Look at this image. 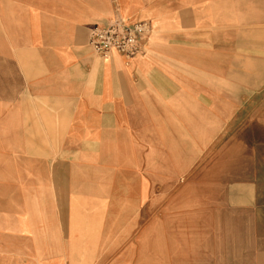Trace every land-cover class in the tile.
Returning a JSON list of instances; mask_svg holds the SVG:
<instances>
[{"label": "crops", "instance_id": "1", "mask_svg": "<svg viewBox=\"0 0 264 264\" xmlns=\"http://www.w3.org/2000/svg\"><path fill=\"white\" fill-rule=\"evenodd\" d=\"M114 16L141 54L89 47ZM263 89L264 0H0V264H264L257 175L184 184L264 148Z\"/></svg>", "mask_w": 264, "mask_h": 264}, {"label": "rangeland", "instance_id": "2", "mask_svg": "<svg viewBox=\"0 0 264 264\" xmlns=\"http://www.w3.org/2000/svg\"><path fill=\"white\" fill-rule=\"evenodd\" d=\"M113 18V17H112ZM264 91V89H263ZM250 104L249 108L251 109L252 107H260L264 108V100L263 99H257V100H250L248 101ZM248 103L246 102L244 105V108H247ZM264 120V119H263ZM260 129L262 131V138H264V122L260 126ZM261 133V132H260ZM251 136H253L251 134ZM257 137L256 135H254ZM224 141V136L222 137ZM220 141V140H219ZM221 144V143H220ZM219 144V145H220ZM235 150L237 151V157H235V160L240 161L242 159V154L245 159V153L248 152L250 153V164H225V148H213L210 153L214 151H219L218 152V157H217V162L211 163V158L208 157L209 155L205 158V160L197 167V169L193 172V174L190 176V178L184 182L186 183V187H189V184H193L195 187H200V191H242V189L237 188L235 186L233 189L230 188V185L235 183H241L242 180L237 179V175H242V169L244 168L245 170H249V176L253 177V175H257V179L253 180L255 184L257 185V191H264V148H258V149H253V147L249 148H236ZM220 155V156H219ZM214 158L213 160H215ZM255 161V162H254ZM234 177V180L231 179ZM202 188V189H201ZM188 189V188H187ZM133 248L136 246L132 245ZM131 249V246H127L125 249L127 252H129ZM157 261H155V264ZM190 264H193V261ZM220 264V261H218ZM175 263L178 264V261ZM101 264H142V261H137L133 259H122V260H106L103 261ZM160 264V263H159ZM234 264H241V260H236L234 261Z\"/></svg>", "mask_w": 264, "mask_h": 264}, {"label": "built area", "instance_id": "3", "mask_svg": "<svg viewBox=\"0 0 264 264\" xmlns=\"http://www.w3.org/2000/svg\"><path fill=\"white\" fill-rule=\"evenodd\" d=\"M151 33L148 22L128 23L114 16L107 23L94 26L89 31L88 45L100 57L115 52L132 58L143 52L144 43Z\"/></svg>", "mask_w": 264, "mask_h": 264}]
</instances>
